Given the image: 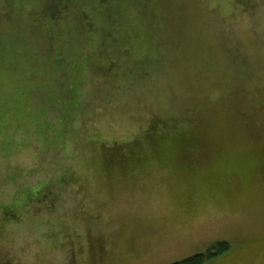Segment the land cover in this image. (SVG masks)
Instances as JSON below:
<instances>
[{
	"label": "rangeland",
	"instance_id": "374dc122",
	"mask_svg": "<svg viewBox=\"0 0 264 264\" xmlns=\"http://www.w3.org/2000/svg\"><path fill=\"white\" fill-rule=\"evenodd\" d=\"M117 1L101 27L90 20L108 35L98 50L113 69L84 79L68 104L72 125L52 105L64 97L58 85L33 98L35 116L4 122L0 264H174L223 242L231 252L209 264H264V0H149L161 38L150 60L124 37L133 0ZM25 4L17 23L0 20V48L12 35L27 38L21 16L38 6ZM6 47L0 69L11 76L0 111L5 101L22 103L10 64L32 62ZM175 119L179 144L154 158L147 131L164 135ZM114 143L130 146L109 167L102 153Z\"/></svg>",
	"mask_w": 264,
	"mask_h": 264
},
{
	"label": "trees",
	"instance_id": "16d2710c",
	"mask_svg": "<svg viewBox=\"0 0 264 264\" xmlns=\"http://www.w3.org/2000/svg\"><path fill=\"white\" fill-rule=\"evenodd\" d=\"M34 1L38 6L37 14L32 13L21 16L25 22L24 29L27 38L12 35L9 40L3 42V48H0V51L6 49L7 45L14 46L15 50L20 48L23 50L24 57H30L32 61L29 62L30 67H25L24 70L17 66L18 62L10 64L8 68L11 71L18 70L21 74L22 103L17 98L12 100L11 105L7 104L6 101L4 102L0 111V135L5 129L4 122L8 123L11 120L35 116L31 110L33 98L36 95L46 93L53 85L62 88L64 97L62 98L60 94V96L56 94L54 100L51 99L53 101L52 105L58 106L64 117L66 116V119H64L66 125H72L75 118L73 113L76 112V109L68 104L70 102V105L74 106L79 101L84 89V79L89 76H96L101 71L108 72L113 69V65H109L104 61L98 50L101 49L100 46L103 47L106 44L108 35L105 33L103 37V29L101 35L96 33L90 20L95 19L101 27L104 18L107 17L104 14L105 10L113 9L115 11V6H120L119 1L103 0L100 5H98L101 3L100 1L93 2V0L92 2L95 3L93 5L92 3L84 5L83 2L75 0ZM150 1L133 0L132 16L130 17L133 26H125L126 34L124 35V37H128V40H125L128 43L127 46L133 48V52L138 53L141 58L149 60L152 58L157 59V56L159 58L161 48L159 25L157 23L159 18H157L155 4L152 3L151 5ZM3 2H5V5L0 6V20L17 23L20 14L23 15L25 11L27 0H19L18 6L13 4V2H17L16 0H3ZM72 2H74V5H71ZM122 26L123 24L119 25V28H122ZM107 30L112 32L110 28H107ZM96 35H100L101 38L95 47L97 52L94 50L92 52L90 44L92 43V37ZM32 37L34 38L33 41ZM10 40H20V42L13 45ZM144 63H146V60ZM116 75H118V72ZM0 76V87L4 90L8 86V76L11 75L6 74L4 69H0ZM76 83L79 84V87ZM37 116L40 120V114ZM178 128L175 119L164 126V135L154 128L147 131L146 138L154 153V158H158L157 156H160L165 149H171L179 144V137L182 136L177 131ZM63 140L61 136L54 137L57 144L63 142ZM104 146H101V148H104ZM128 146H130L128 143H114L110 153H102L107 157V161L109 159L107 162L109 167L112 165L111 159L116 158L118 155L123 157L122 153ZM120 165L124 166L125 163ZM41 193L40 191L30 193L25 200L30 196L37 198ZM18 207L22 209L23 204ZM231 249V245L228 243H218L205 254L196 255L174 264H209L215 259L230 253Z\"/></svg>",
	"mask_w": 264,
	"mask_h": 264
}]
</instances>
